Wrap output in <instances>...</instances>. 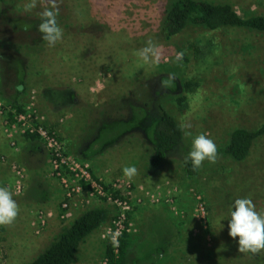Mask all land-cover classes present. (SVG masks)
<instances>
[{
	"label": "rangeland",
	"instance_id": "1",
	"mask_svg": "<svg viewBox=\"0 0 264 264\" xmlns=\"http://www.w3.org/2000/svg\"><path fill=\"white\" fill-rule=\"evenodd\" d=\"M214 1L232 3L239 15L264 14V0ZM30 2L0 0V187L12 191L20 209L13 225L0 226V264L31 260L62 226L95 205L109 206L112 217L83 240L72 264H104L106 241H111L107 231L117 214L110 203L84 194L61 209L64 193L50 169L47 177L55 184L44 178L52 186L48 194L28 188L27 169L17 162L20 138L27 136L4 131V119L28 105L43 116L42 125L56 133L63 147L61 134L69 138V155L87 163L94 177L130 185L134 208L126 227L136 239L129 253L134 262L245 264L246 254L238 251L239 238L230 237L228 225L237 198H250L264 214V136L253 142L244 160L218 151L217 161H205L194 177L186 175L190 160L185 157L196 135H207L219 150L233 128L253 130L264 121V33L186 26L166 37L161 23L168 0H57L63 38L49 47L38 30L47 0H38L26 12ZM149 41L157 46L158 63L144 64L136 55ZM177 52H183L181 61L175 60ZM23 68L25 78L18 75ZM43 73L48 89L57 83L68 92L65 99L60 88L53 89L64 101L50 110L38 102L33 88ZM186 81L193 83L190 92L183 88ZM178 96L184 98L179 105L174 103ZM162 108L174 115L183 138L167 150L166 162L154 168L148 165L150 132ZM125 166L137 169L131 180L123 173ZM16 169L22 178L19 191ZM39 211L51 213L43 227L38 226ZM28 215L33 216L29 221ZM151 225L164 230L157 232L164 239L148 235V228L154 231Z\"/></svg>",
	"mask_w": 264,
	"mask_h": 264
},
{
	"label": "trees",
	"instance_id": "2",
	"mask_svg": "<svg viewBox=\"0 0 264 264\" xmlns=\"http://www.w3.org/2000/svg\"><path fill=\"white\" fill-rule=\"evenodd\" d=\"M168 1L161 23L166 37L179 33L186 26L202 27L209 31L237 27L264 33V14L239 15L230 2L214 0ZM183 88L185 91L190 92L194 89L193 83L186 81L184 82ZM183 99V96H178L174 103L179 105ZM18 110L20 111V108ZM12 116L14 115H9L10 122L14 120ZM26 136L39 138L36 134L27 133ZM262 136H264V121L253 130L235 127L229 132L225 145L218 151L223 156H227V158L234 161L244 160L249 154L253 142ZM182 138L183 130L174 115L162 108L158 119L151 127L150 141L152 145L151 154L148 155V165L154 168H159L163 165L167 159V150L180 143ZM45 149L49 152L46 147ZM197 172V170H193L191 161H189L186 164V175L194 177ZM106 188L112 191L115 196H123L119 190H113L109 185ZM100 199L104 200L103 198ZM127 201L131 209L127 211L126 219H130L133 207L131 205L133 203L131 196L127 198ZM112 214L113 212L109 206L95 205L84 208L67 224L61 227L59 232L42 251L31 260L21 264H72L83 240L94 230H98L105 224L112 217ZM151 226L154 231L148 228V235L154 237L156 241L159 237L164 239V235H162L165 233L163 232L164 230L159 228V226ZM160 230L162 234L161 232L159 234L157 233ZM135 240H133L130 231H123L118 237L117 251H115L112 241H106L104 264H138L129 255ZM139 243L140 241L138 239L136 245L139 246ZM167 255L168 253L163 254L159 257V260L162 257H167ZM245 256V264H264V251L257 255L247 253ZM156 259L151 260L150 264H156Z\"/></svg>",
	"mask_w": 264,
	"mask_h": 264
},
{
	"label": "clouds",
	"instance_id": "3",
	"mask_svg": "<svg viewBox=\"0 0 264 264\" xmlns=\"http://www.w3.org/2000/svg\"><path fill=\"white\" fill-rule=\"evenodd\" d=\"M38 0H31L25 6V11L30 12L37 6ZM48 7L39 13L41 23L38 30L42 39L49 47H55L63 38V29L57 21V0H47ZM144 64L158 63L160 59L157 46L151 41L143 49L136 53ZM183 59V52H177L176 61ZM185 135H191L185 132ZM218 158L216 143L207 135H196L192 141L191 149L185 157V162L191 161L193 170H198L205 161L215 163ZM124 175L131 180L137 175V169L133 166H125ZM234 209V210H233ZM19 205L13 198V193L7 187H0V226L8 227L14 224L19 215ZM229 221V235L238 239V251L257 255L264 251V214L256 210L254 202L250 198H237L234 200ZM112 243H118L117 237L112 236Z\"/></svg>",
	"mask_w": 264,
	"mask_h": 264
},
{
	"label": "built area",
	"instance_id": "4",
	"mask_svg": "<svg viewBox=\"0 0 264 264\" xmlns=\"http://www.w3.org/2000/svg\"><path fill=\"white\" fill-rule=\"evenodd\" d=\"M1 107V103H0ZM14 113L13 122L4 119L5 128L4 131L8 136L12 137V134H36L43 142L44 146L49 150L50 154V173L55 177L63 190L64 199L61 202V209L66 210L72 204L73 198L79 195H86L88 198H103L106 202L110 203L116 208L117 214L112 219V227L108 229V237L112 241V236L118 237L123 231H129L126 227L127 211L131 209L127 198L132 195L130 185L127 183L123 185L118 180L113 182H107L103 178L94 177L91 172L90 166L70 157L63 149L61 142L59 141L56 133L44 125H42L43 116L35 113L32 105H28L24 110ZM0 114H3V108L0 110ZM13 144V142H11ZM15 187L16 191L20 190L21 174L20 170L16 169ZM109 185L113 190H119L123 196H115L112 191L108 190L106 186ZM51 213L39 211L38 226L43 227L47 217ZM61 217H64L62 213ZM115 251H117L118 243L113 244Z\"/></svg>",
	"mask_w": 264,
	"mask_h": 264
},
{
	"label": "crops",
	"instance_id": "5",
	"mask_svg": "<svg viewBox=\"0 0 264 264\" xmlns=\"http://www.w3.org/2000/svg\"><path fill=\"white\" fill-rule=\"evenodd\" d=\"M21 70H22V67H21ZM36 72H38V71H35V73ZM24 73H25V69L23 68V72H20L18 75L21 74L20 75V77H21L24 75ZM21 78H25V77H21ZM39 78L41 79L42 82L40 83V81H39L40 79L39 80L34 79L35 81L33 83L34 84L33 88L35 90H37V92H38V95H39L37 98L38 102H41L42 106L43 105L45 106L44 107L45 109H48L49 108L48 106H50V108H51L52 105H56L57 103L64 101V99L61 100V99L57 98V96H56L57 94L52 92L53 89L58 90L60 88V90L58 92H62L65 99L68 97V92H63V91H65L64 85L52 83L51 84L52 86H57V87H55V88L53 87L52 89H48V87H50V86H48V84L44 83L45 73H43V75ZM20 85H21V82H18L16 85L17 86L16 90H19L21 88ZM16 102L18 104L20 101L16 100ZM48 110H50V109H48ZM51 110H54V109H51ZM55 110H59V109L55 108ZM45 113H48L49 115L51 114L49 112H45ZM49 115H48V117H49ZM58 127H60V125H58ZM61 135H62V141L64 143H66L63 147L64 150L68 153V155H69V153L73 154V153H71V149L69 148V146H67V139H69V138L66 137L63 133ZM109 136H110L109 138H113L114 133L110 134ZM3 141H5V139H3ZM1 143H3L5 146L4 142H1ZM4 146H2V147H4ZM27 149H30V151H27ZM75 150L77 152V148ZM18 151H19L18 152L19 154L16 153L18 155V161L17 162L20 165L25 166L27 169V171H25V173H26V182L25 183L27 184L28 188H30V186H34L35 190L42 191L41 194H44V192H46L48 194L49 193L48 188H51L55 184L54 183L55 181H54V179L51 180L50 178L47 177V171L50 169V154L48 151H46L43 142L40 140V138H37V137H35V138L34 137L33 138H30V137L20 138V147H19ZM6 153L9 157L13 154V152L10 150H8V152H6ZM81 154L82 153H80L79 155H81ZM69 156H71V155H69ZM71 157L74 158L73 156H71ZM77 158H79V157H77ZM44 178H46V181L48 184H49V182H51L52 186L51 185L48 186L47 183H44V181H45ZM0 179H1V177H0ZM4 181H6V180H4ZM75 209H76L75 207H72L70 210L72 211ZM25 215H27V214H25ZM28 216H29V218L27 220L29 221V219L33 216H30V215H28Z\"/></svg>",
	"mask_w": 264,
	"mask_h": 264
}]
</instances>
